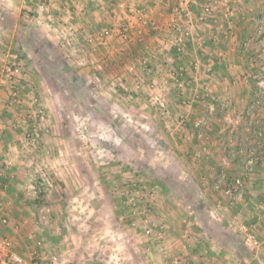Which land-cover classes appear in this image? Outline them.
I'll return each mask as SVG.
<instances>
[{
	"label": "rangeland",
	"instance_id": "rangeland-1",
	"mask_svg": "<svg viewBox=\"0 0 264 264\" xmlns=\"http://www.w3.org/2000/svg\"><path fill=\"white\" fill-rule=\"evenodd\" d=\"M198 3L199 21L212 25L219 4ZM160 6L175 37L167 41L172 60L156 63L144 54L121 77L114 76L116 62H67L72 37L55 31L50 15L38 20L35 0H0V57L9 59L0 91L10 82V97L18 102L25 85L27 121L16 132L27 139L35 134L29 150L42 156L16 198L27 200L26 219L36 214L37 242L61 233L50 249L74 247L76 231L119 264H248L234 254V242L260 264L263 243L252 246L243 228L256 235L249 219L264 215V196L253 191L264 188V39L253 56L242 44L239 59L218 63V53L199 51L196 39L186 48L190 13L167 0ZM176 44L181 52L172 50ZM82 68L93 73L85 79ZM250 156L256 162L247 170ZM238 179L243 196L235 199ZM220 249L228 254L213 256ZM55 258L68 264L66 255Z\"/></svg>",
	"mask_w": 264,
	"mask_h": 264
},
{
	"label": "crops",
	"instance_id": "crops-1",
	"mask_svg": "<svg viewBox=\"0 0 264 264\" xmlns=\"http://www.w3.org/2000/svg\"><path fill=\"white\" fill-rule=\"evenodd\" d=\"M163 1L145 0L144 3L142 0H75L71 2L68 0H55L51 12L53 19L52 26L57 32L63 26H68L69 35L67 33V38L72 37V41H67L70 52V54H67V62L83 66L95 62L101 64V61H104V63L110 62V64L116 62L118 69L114 72V76L119 75L121 72V77H124L126 74L134 71L131 66L134 67L136 63L134 64L133 62H140L141 60L139 59L144 54L148 58L152 56L151 61L156 63L164 62L166 56L171 57L173 54L167 51L170 45L169 43L167 44V41L175 37H173L174 34L168 33V20L162 18H165L162 12L164 13L166 10L160 6ZM167 1L174 2L175 5L177 4L176 0ZM212 1L217 5L219 4V6L213 8V10L215 9V19L211 21L212 25L207 24V20L205 22L199 21L203 12L202 4L196 3L189 10H186L187 13L191 14L188 20H186V27H184L188 31V46L186 48L189 47L190 42L196 39L199 51L208 53V50L211 48L214 52L218 53L220 56L219 60H221L217 61L218 63H231L239 59L238 53L242 44L250 48V55L253 56L255 51L257 52V46L263 44L264 39V0ZM142 3H144L142 6L145 8L142 10L144 12L141 13L139 9ZM170 17L169 21H175V18L171 14ZM208 31H212L213 33L208 36L206 35ZM107 32H109L108 35H106ZM124 32L131 33L132 39L130 41L126 42L123 39ZM211 38H213V42L210 41ZM210 42L212 46H210ZM151 48L156 55H151V51H148ZM155 49L158 52H155ZM157 56H160V59H157ZM202 57L204 58V56ZM260 57L263 58L262 54ZM170 60H172V57ZM8 62L9 59L5 60L3 56L0 57V75L2 73V66L5 67ZM124 63L125 65L122 66ZM82 73L85 79H87L93 72H87L85 68H82ZM4 85H7V87H4L3 91H0V238H8V235L11 236L9 239L14 243V251L26 260H29L30 264H58L56 262L57 258H55L57 255H66L68 257L66 258L68 259V264H119L108 259V254H111V252L107 254L104 252L96 253L98 249L94 251V248L92 246L89 247L86 243V240H88L87 235H80L76 231L71 233L74 239L73 245L75 246L72 247L71 244L64 252L60 248L55 249L54 246L50 249L54 238L56 241L61 239V233L57 232V230L52 232L53 235L51 237L48 235L51 241L48 240L47 244L43 245L40 239L38 242L36 241L39 237L33 231L34 222H32L35 220L34 216L36 214H32V219H26V213L28 214V212L24 202L27 200L16 197L21 195L20 193H22V189L27 184L26 182L29 181L28 179L33 177V174L37 172V161L42 156L38 151L30 152V143L25 134L16 132L17 129H22L24 121H27L24 111L25 108L29 107L30 103H27L25 99L28 97L24 89L25 85L23 83L20 85V90L18 91L20 98L18 102H16L15 98L11 99L10 97V90L13 88L10 82V86L8 85V81ZM31 104L34 105L33 102ZM41 143H43L42 140ZM70 153L76 156V153ZM216 158H219V156ZM262 161V167H264V157H262ZM72 164V167L75 166V161H72ZM85 166L87 167V164ZM217 173L220 175L223 172L221 169H218ZM263 174L264 171L260 175L261 181H264ZM230 175L236 176L237 173L230 171L226 176ZM253 189V191L262 193L264 196V188L260 190ZM260 207L263 208V206ZM8 215L9 217L11 216L9 222ZM257 215L249 219L248 226L256 232V235L263 243L262 248L257 249L260 255V257L257 255V258L260 264H264V215ZM11 229H13L12 232ZM60 244L56 247L60 246ZM232 244L235 246H232L233 252L234 254L236 253L238 258L245 255V260L249 262L248 264H256L255 261L257 260L248 253L249 249L243 253L241 250L243 249L242 246L239 247L234 242ZM211 251L213 250L205 252L195 251L192 254L190 253V255L192 259H196L200 254L205 255V253L208 254ZM222 251L220 249L215 250L218 254L211 253L216 257L220 254L223 256L228 254ZM94 255H101L102 258L96 257L95 262L93 260ZM230 255L232 254L230 253ZM33 256L36 257L35 260L41 259L42 262L36 261L35 263ZM201 259L204 260V258ZM60 262L59 264H61ZM221 262L219 261V263ZM236 262L237 260L235 259L228 261L229 264H236Z\"/></svg>",
	"mask_w": 264,
	"mask_h": 264
},
{
	"label": "built area",
	"instance_id": "built-area-1",
	"mask_svg": "<svg viewBox=\"0 0 264 264\" xmlns=\"http://www.w3.org/2000/svg\"><path fill=\"white\" fill-rule=\"evenodd\" d=\"M67 1V0H66ZM68 1H75V0H68ZM177 1V5H178V10H182V11H186L189 10V8L198 3V0H176ZM55 3V0H35V8L34 11L35 13L38 15V20L43 19L44 17H46L47 15L51 16V12H52V7ZM205 11L209 12V7L205 6ZM187 17H189L187 15ZM204 18L201 17V20H203ZM59 32H61L60 35H63V37H67V33H68V26L65 25L61 28V30H59ZM109 32L106 33V35H108ZM187 34V33H186ZM188 35V34H187ZM123 39L125 41H130L132 39V37H129L128 35H126V32L123 33ZM179 52H181V48H179L178 50ZM211 109L213 110L214 107L213 105H211ZM35 135V134H34ZM33 134L28 136V142L30 143H34L37 139L36 136H34ZM255 162L256 159L254 158V156H250L246 162V166H247V170H252L253 166H255ZM244 184L242 182V179H238L236 181V188H235V199H239L242 198L243 196V192H242V188H243ZM151 231H149L148 233H150ZM243 232L245 233V237L247 239V241L252 245L255 246V248H257L259 245H261V240L257 237V235H254L253 233H251L248 228L244 227L243 228ZM0 264H30L28 263V261L21 256L20 254H18L17 252L14 251V243L11 239L9 238H0Z\"/></svg>",
	"mask_w": 264,
	"mask_h": 264
},
{
	"label": "trees",
	"instance_id": "trees-1",
	"mask_svg": "<svg viewBox=\"0 0 264 264\" xmlns=\"http://www.w3.org/2000/svg\"><path fill=\"white\" fill-rule=\"evenodd\" d=\"M208 36H209V35H208ZM210 37H212V36H210ZM210 37H209V38H210ZM187 41H188V40H187ZM210 41L213 42V38H211ZM211 42H210V46H212ZM184 44L186 45V47L188 46L187 43H184ZM176 45H177V44H176ZM172 50L175 51V52H178V50H179V46L177 45V48L173 46ZM235 184H236V183H235ZM235 188H236V187H235ZM244 256H245V255H243L242 257H244ZM242 257H241V258H242Z\"/></svg>",
	"mask_w": 264,
	"mask_h": 264
}]
</instances>
